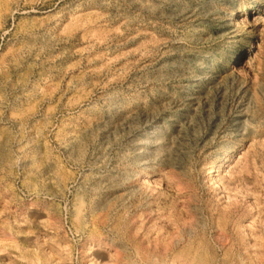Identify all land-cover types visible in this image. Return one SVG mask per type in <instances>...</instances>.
<instances>
[{
  "label": "rangeland",
  "instance_id": "374dc122",
  "mask_svg": "<svg viewBox=\"0 0 264 264\" xmlns=\"http://www.w3.org/2000/svg\"><path fill=\"white\" fill-rule=\"evenodd\" d=\"M0 264H264V0H0Z\"/></svg>",
  "mask_w": 264,
  "mask_h": 264
}]
</instances>
